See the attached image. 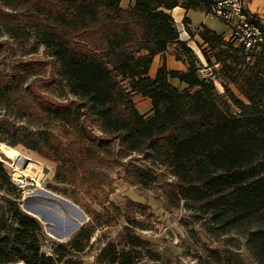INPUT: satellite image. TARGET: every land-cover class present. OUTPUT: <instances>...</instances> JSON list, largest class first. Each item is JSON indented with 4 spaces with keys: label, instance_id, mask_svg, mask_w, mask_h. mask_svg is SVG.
I'll list each match as a JSON object with an SVG mask.
<instances>
[{
    "label": "trees",
    "instance_id": "obj_1",
    "mask_svg": "<svg viewBox=\"0 0 264 264\" xmlns=\"http://www.w3.org/2000/svg\"><path fill=\"white\" fill-rule=\"evenodd\" d=\"M0 1L14 10L25 7L29 27L49 51L59 76L76 98L67 105L52 104L35 90V81L30 85L32 105L25 115L31 118V108L39 105L45 116L51 115V107L57 108L65 112L64 125L77 130L66 131V142L44 140L47 158L59 163L57 180L86 178L103 184L107 179L98 170L104 142L87 128V123L95 121L102 133L129 151L141 152L167 166L180 185V197L204 203L205 211L215 219L235 223L264 215V113L255 114L231 92L221 95L213 83L200 80L197 57L180 41L170 14L177 7L209 11L214 0H134L128 9L121 6V0ZM254 18L264 34L260 19ZM199 36L207 45L202 52L207 63L211 65L212 53L223 62L228 82L250 104L260 105L264 98V52L252 67L244 68V56L223 35L202 27ZM174 43L178 46L176 56L190 68V73L178 75L188 85L184 91L170 83L165 66L155 79L143 77L153 58ZM142 51L148 55L139 57ZM14 70L0 74L4 88L20 84ZM124 80L129 81L128 87ZM135 94L151 100L150 116L139 113ZM233 106L239 111L235 115L231 113ZM68 107L76 108L79 116ZM11 220L8 229L1 227L6 233L0 238V264H83L76 254L85 249L82 240H88V228L70 243L60 244L55 256H47L41 251L40 224L19 210ZM126 237L131 249L140 247L138 237ZM259 251L264 253V237ZM124 255L114 258L112 264H136L128 258L129 253Z\"/></svg>",
    "mask_w": 264,
    "mask_h": 264
},
{
    "label": "rangeland",
    "instance_id": "obj_2",
    "mask_svg": "<svg viewBox=\"0 0 264 264\" xmlns=\"http://www.w3.org/2000/svg\"><path fill=\"white\" fill-rule=\"evenodd\" d=\"M25 10L0 1V74L15 69L20 79L17 86L4 88L0 78V238L6 233L1 227L8 229L19 210L40 224L41 251L47 256H55L60 244L70 243L88 228V240H82L85 249L76 254L83 264H112L118 256L125 258L124 253L136 264H264V253L259 251L264 215L235 223L215 219L204 203L180 197V185L167 166L129 151L102 133L95 121L87 128L104 142L98 170L107 179L103 184L86 178L56 179L59 163L47 158L44 140L66 142V131L77 130L64 125L65 112L57 108L51 107V115L45 116L39 105L31 108V118L25 115L32 105L30 85L35 81V90L52 104L67 105L76 98L29 27ZM194 48L209 65L202 54L207 48ZM209 56L222 87L217 92L224 96L231 92L255 114L264 113V98L260 105L250 104L224 77L223 62L212 53ZM197 66H203L199 60ZM139 99L133 96L136 107ZM68 110L79 116L76 108ZM238 112L233 106L231 113ZM15 175L25 179L23 188L15 185ZM126 234L138 237L140 247L131 249Z\"/></svg>",
    "mask_w": 264,
    "mask_h": 264
},
{
    "label": "crops",
    "instance_id": "obj_3",
    "mask_svg": "<svg viewBox=\"0 0 264 264\" xmlns=\"http://www.w3.org/2000/svg\"><path fill=\"white\" fill-rule=\"evenodd\" d=\"M134 0H121V6L125 9L133 7ZM247 9L254 16H257L261 24L264 26V0H247ZM172 18L180 32V41L187 44L189 48H191L197 59L200 61L201 65H204V60L202 59V55L199 51L194 48L198 45L204 50L207 48V45L204 44L202 39L199 36V31L202 27H207L212 31H215L219 35H223L225 40L228 39L230 35V29L228 25L224 22L222 24L217 23L207 8L198 7L193 8L190 7L188 9L177 7L170 11ZM189 31L192 32V35L189 34ZM177 44H171L168 50L164 54L156 55L153 58L152 65L148 72L143 75L144 78L155 79L157 76V72L160 68L166 67L168 72L170 73V83L180 91H184L188 88V85L184 82H181L178 78L180 74H188L190 73V68L187 62L180 60L176 56ZM148 52L142 51L138 54L139 57L147 56ZM123 84L128 87L129 81L124 80ZM140 99V104L136 107L139 113L143 116H150L152 113V102L149 98L143 97L141 95L135 94Z\"/></svg>",
    "mask_w": 264,
    "mask_h": 264
},
{
    "label": "built area",
    "instance_id": "obj_4",
    "mask_svg": "<svg viewBox=\"0 0 264 264\" xmlns=\"http://www.w3.org/2000/svg\"><path fill=\"white\" fill-rule=\"evenodd\" d=\"M209 12L228 25L230 35L226 41L244 56L248 64H254L258 56L264 52V34L248 26V19L256 18L247 9V0H214ZM197 74L200 80L213 83L216 89L221 87L214 67L204 64L198 68ZM13 181L20 188L26 185L25 179L21 176L15 177Z\"/></svg>",
    "mask_w": 264,
    "mask_h": 264
},
{
    "label": "bare ground",
    "instance_id": "obj_5",
    "mask_svg": "<svg viewBox=\"0 0 264 264\" xmlns=\"http://www.w3.org/2000/svg\"><path fill=\"white\" fill-rule=\"evenodd\" d=\"M254 22L255 21H253V19H248V26H249V28H256L257 32L260 33V34H262L260 28L257 25H255ZM15 177H16V175H15Z\"/></svg>",
    "mask_w": 264,
    "mask_h": 264
},
{
    "label": "water",
    "instance_id": "obj_6",
    "mask_svg": "<svg viewBox=\"0 0 264 264\" xmlns=\"http://www.w3.org/2000/svg\"><path fill=\"white\" fill-rule=\"evenodd\" d=\"M0 148H1V144H0Z\"/></svg>",
    "mask_w": 264,
    "mask_h": 264
}]
</instances>
